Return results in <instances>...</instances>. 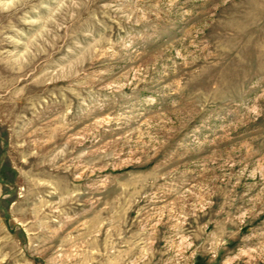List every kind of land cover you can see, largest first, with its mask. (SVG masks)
<instances>
[{
  "label": "rangeland",
  "instance_id": "1",
  "mask_svg": "<svg viewBox=\"0 0 264 264\" xmlns=\"http://www.w3.org/2000/svg\"><path fill=\"white\" fill-rule=\"evenodd\" d=\"M0 264H264V0H0Z\"/></svg>",
  "mask_w": 264,
  "mask_h": 264
}]
</instances>
